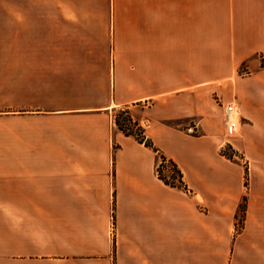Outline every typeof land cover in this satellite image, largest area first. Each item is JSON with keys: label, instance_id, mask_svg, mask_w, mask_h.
I'll return each mask as SVG.
<instances>
[{"label": "crops", "instance_id": "crops-1", "mask_svg": "<svg viewBox=\"0 0 264 264\" xmlns=\"http://www.w3.org/2000/svg\"><path fill=\"white\" fill-rule=\"evenodd\" d=\"M260 53L264 0H0V264H264Z\"/></svg>", "mask_w": 264, "mask_h": 264}, {"label": "trees", "instance_id": "trees-1", "mask_svg": "<svg viewBox=\"0 0 264 264\" xmlns=\"http://www.w3.org/2000/svg\"><path fill=\"white\" fill-rule=\"evenodd\" d=\"M241 75L244 73L239 71ZM115 121L118 128L127 136H132L137 139L140 143L145 144L147 147L154 148L157 152L159 150L155 148L153 142L147 137L145 128L140 124V122L135 119L130 108H122L117 114H114ZM160 164L157 168L158 175L165 183L174 188H186L185 182L183 180V173L179 169L178 165L171 159H168L164 154L159 152ZM248 186V181L246 183ZM248 196L245 195L243 202L240 206V217H245L247 210Z\"/></svg>", "mask_w": 264, "mask_h": 264}, {"label": "rangeland", "instance_id": "rangeland-1", "mask_svg": "<svg viewBox=\"0 0 264 264\" xmlns=\"http://www.w3.org/2000/svg\"><path fill=\"white\" fill-rule=\"evenodd\" d=\"M257 69H263L264 70V53L257 54L252 61L245 62L239 68V71L241 70V72L244 73V75H241L240 73H239V75L248 76V75H251L253 72H255ZM225 104L222 103V106L225 105ZM121 109L122 108L117 109L114 114H117ZM142 109L143 108L141 106L134 107V108L130 109V112H131V114H132V116L134 118H140L141 115H142ZM223 116H224V112H223ZM227 131H228L229 137H232V138H237L238 137V135L236 133H233L229 129H227ZM222 153L227 158L243 161L247 165L248 160L246 159V157L243 155V153H241L238 150H236L232 145H225V147L223 148ZM247 178H248V171H247ZM243 218L240 217L241 222H242ZM240 223L238 225V229L242 228V223L241 224Z\"/></svg>", "mask_w": 264, "mask_h": 264}, {"label": "built area", "instance_id": "built-area-1", "mask_svg": "<svg viewBox=\"0 0 264 264\" xmlns=\"http://www.w3.org/2000/svg\"><path fill=\"white\" fill-rule=\"evenodd\" d=\"M224 107V120L227 128L233 133H238L240 129V120L238 115V108L235 103H227ZM196 126L192 125L187 128L188 133H196Z\"/></svg>", "mask_w": 264, "mask_h": 264}]
</instances>
